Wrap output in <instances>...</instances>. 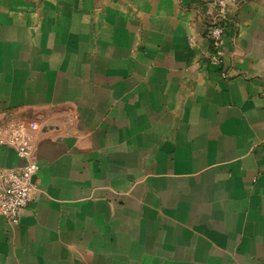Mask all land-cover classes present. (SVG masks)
Masks as SVG:
<instances>
[{
	"label": "crops",
	"instance_id": "0c3cea01",
	"mask_svg": "<svg viewBox=\"0 0 264 264\" xmlns=\"http://www.w3.org/2000/svg\"><path fill=\"white\" fill-rule=\"evenodd\" d=\"M227 12L218 66L200 0H0V121L40 166L0 264H264V0Z\"/></svg>",
	"mask_w": 264,
	"mask_h": 264
},
{
	"label": "built area",
	"instance_id": "2783aa9c",
	"mask_svg": "<svg viewBox=\"0 0 264 264\" xmlns=\"http://www.w3.org/2000/svg\"><path fill=\"white\" fill-rule=\"evenodd\" d=\"M200 1L213 9L208 18L210 48L206 57L210 63L219 66L224 57L221 44L226 24L229 22L227 9L231 6L240 7L249 0ZM38 129L37 121H0V146L13 149L25 162L20 168H0V215L14 225L20 223L21 212L34 199V177L40 167L34 157L35 133Z\"/></svg>",
	"mask_w": 264,
	"mask_h": 264
}]
</instances>
